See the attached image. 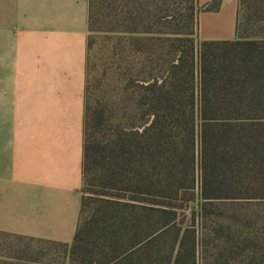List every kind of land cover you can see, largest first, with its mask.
<instances>
[{
  "label": "trees",
  "instance_id": "obj_1",
  "mask_svg": "<svg viewBox=\"0 0 264 264\" xmlns=\"http://www.w3.org/2000/svg\"><path fill=\"white\" fill-rule=\"evenodd\" d=\"M221 2L88 0L73 263L264 264V0L199 42Z\"/></svg>",
  "mask_w": 264,
  "mask_h": 264
},
{
  "label": "crops",
  "instance_id": "obj_2",
  "mask_svg": "<svg viewBox=\"0 0 264 264\" xmlns=\"http://www.w3.org/2000/svg\"><path fill=\"white\" fill-rule=\"evenodd\" d=\"M238 1L198 15L199 42L235 39ZM88 34V0H0V234L73 242Z\"/></svg>",
  "mask_w": 264,
  "mask_h": 264
},
{
  "label": "rangeland",
  "instance_id": "obj_3",
  "mask_svg": "<svg viewBox=\"0 0 264 264\" xmlns=\"http://www.w3.org/2000/svg\"><path fill=\"white\" fill-rule=\"evenodd\" d=\"M95 196L86 193L87 196ZM94 202V201H93ZM90 203L81 213L80 223L83 225L90 217L92 210L98 206ZM200 230V228L198 227ZM201 234V231H200ZM201 241V235H199ZM207 242L208 237L203 235ZM202 242L198 245V264H205L203 258L208 257L207 251ZM71 245L50 244L39 241H31L0 234V264H75L70 259Z\"/></svg>",
  "mask_w": 264,
  "mask_h": 264
}]
</instances>
